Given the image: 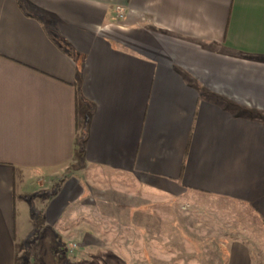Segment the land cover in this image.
Wrapping results in <instances>:
<instances>
[{"label":"crops","instance_id":"crops-1","mask_svg":"<svg viewBox=\"0 0 264 264\" xmlns=\"http://www.w3.org/2000/svg\"><path fill=\"white\" fill-rule=\"evenodd\" d=\"M191 195L250 224L150 218ZM263 254L264 0H0V264Z\"/></svg>","mask_w":264,"mask_h":264},{"label":"rangeland","instance_id":"rangeland-1","mask_svg":"<svg viewBox=\"0 0 264 264\" xmlns=\"http://www.w3.org/2000/svg\"><path fill=\"white\" fill-rule=\"evenodd\" d=\"M156 202V201H155ZM150 204V206H155L156 210H160L161 207L164 210L161 212H150V218L155 221L163 220L166 223V228L164 231L168 235H174V226L169 225V222L176 223L175 230L178 234L185 236L198 234L203 236L209 230L203 225L190 226L195 223L194 219L200 221H205L206 218L212 217L214 219L222 218L229 223L231 226L237 228L239 225L250 224V214H248L247 209H242L237 206L236 203L232 201H226L220 198H210L205 195H191V196H181L180 199L172 201H163ZM162 231V230H161ZM154 232V231H153ZM264 256V254L262 255Z\"/></svg>","mask_w":264,"mask_h":264},{"label":"built area","instance_id":"built-area-1","mask_svg":"<svg viewBox=\"0 0 264 264\" xmlns=\"http://www.w3.org/2000/svg\"><path fill=\"white\" fill-rule=\"evenodd\" d=\"M114 10H115V14L118 18L124 17V8L122 6H119V5L115 6ZM75 247H76L75 242L69 241L67 243V250H69V252L74 251Z\"/></svg>","mask_w":264,"mask_h":264}]
</instances>
